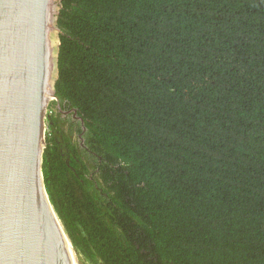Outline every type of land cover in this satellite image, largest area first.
<instances>
[{"label": "trees", "instance_id": "trees-1", "mask_svg": "<svg viewBox=\"0 0 264 264\" xmlns=\"http://www.w3.org/2000/svg\"><path fill=\"white\" fill-rule=\"evenodd\" d=\"M57 27L87 149L52 102L42 173L79 263L264 264V0H61Z\"/></svg>", "mask_w": 264, "mask_h": 264}, {"label": "water", "instance_id": "water-1", "mask_svg": "<svg viewBox=\"0 0 264 264\" xmlns=\"http://www.w3.org/2000/svg\"><path fill=\"white\" fill-rule=\"evenodd\" d=\"M61 0H0V264H80L45 189Z\"/></svg>", "mask_w": 264, "mask_h": 264}, {"label": "flooded vegetation", "instance_id": "flooded-vegetation-1", "mask_svg": "<svg viewBox=\"0 0 264 264\" xmlns=\"http://www.w3.org/2000/svg\"><path fill=\"white\" fill-rule=\"evenodd\" d=\"M54 108V117L58 118L56 129H60V132H58V134L59 138L62 140L63 145L65 146L66 153H68V146L63 138H66L68 141V135L72 143L77 142L81 149H87L84 146V140L82 138V135L85 132L83 120L81 119V117L77 116L76 110L68 108L67 102H60L59 99L54 103ZM66 163L68 164V158L66 159Z\"/></svg>", "mask_w": 264, "mask_h": 264}]
</instances>
